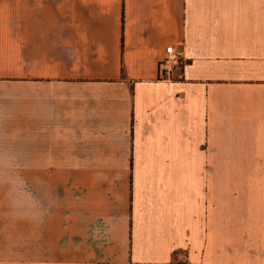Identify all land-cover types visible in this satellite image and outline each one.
Here are the masks:
<instances>
[{"label": "crops", "instance_id": "0c3cea01", "mask_svg": "<svg viewBox=\"0 0 264 264\" xmlns=\"http://www.w3.org/2000/svg\"><path fill=\"white\" fill-rule=\"evenodd\" d=\"M0 264H264V0H0Z\"/></svg>", "mask_w": 264, "mask_h": 264}, {"label": "built area", "instance_id": "2783aa9c", "mask_svg": "<svg viewBox=\"0 0 264 264\" xmlns=\"http://www.w3.org/2000/svg\"><path fill=\"white\" fill-rule=\"evenodd\" d=\"M164 51V55L158 60V66L168 72L174 65L181 63V56L170 44L165 46Z\"/></svg>", "mask_w": 264, "mask_h": 264}]
</instances>
